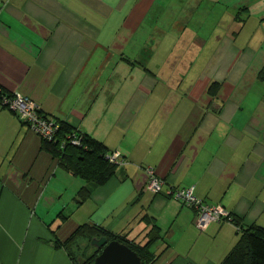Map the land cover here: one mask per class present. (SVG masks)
<instances>
[{"label":"crops","instance_id":"obj_1","mask_svg":"<svg viewBox=\"0 0 264 264\" xmlns=\"http://www.w3.org/2000/svg\"><path fill=\"white\" fill-rule=\"evenodd\" d=\"M0 1V88L122 160L79 202L86 182L0 106V264H75L55 240L85 223L138 244L155 224L151 264H220L243 229L264 227V30L253 45L211 41L176 18L149 20L156 0ZM147 167L164 189L192 186L241 227L199 229L192 208L145 188Z\"/></svg>","mask_w":264,"mask_h":264},{"label":"trees","instance_id":"obj_2","mask_svg":"<svg viewBox=\"0 0 264 264\" xmlns=\"http://www.w3.org/2000/svg\"><path fill=\"white\" fill-rule=\"evenodd\" d=\"M257 79L264 80V67L259 70ZM219 88L220 83L212 81L207 88V93L216 95ZM40 113L48 117L42 110ZM53 120L59 124L55 136L51 140L41 137V149L48 151L65 171L86 182V185L81 187L76 195L79 202L84 201L90 195V187L106 183L115 174L116 167L120 163L108 159L107 155L114 151L110 152L103 142L87 135L64 120ZM74 139L78 140V143H73ZM229 216L230 221L232 220L238 227H241L238 220L230 214ZM100 236H105L108 241L115 239L125 243L141 257L142 264H151L154 261L155 255L151 252L150 247L160 237L155 224L147 233L146 242L138 244L126 240L123 236H117L101 226L85 223L77 226L65 240L56 239L55 246H63L75 264H93L94 258L101 249H97L90 241L92 238ZM78 239H86L88 246L94 248L89 256L81 255L83 259L76 258L70 247ZM220 264H264V227L253 225L243 229L239 239Z\"/></svg>","mask_w":264,"mask_h":264},{"label":"rangeland","instance_id":"obj_3","mask_svg":"<svg viewBox=\"0 0 264 264\" xmlns=\"http://www.w3.org/2000/svg\"><path fill=\"white\" fill-rule=\"evenodd\" d=\"M156 3V8L149 14V20L160 17L157 22L164 24L166 19L168 22V18H176L178 23H188L186 33L212 36L211 41L216 35L235 34L236 43L253 45L259 33L264 30V24L256 23L255 19L259 11L264 12V0H156ZM229 3L238 4L231 7ZM237 14L240 20L234 18ZM211 44L214 46L215 43ZM70 247L74 256L80 259H83L81 255L87 257L94 250L88 246L86 239H78Z\"/></svg>","mask_w":264,"mask_h":264},{"label":"built area","instance_id":"obj_4","mask_svg":"<svg viewBox=\"0 0 264 264\" xmlns=\"http://www.w3.org/2000/svg\"><path fill=\"white\" fill-rule=\"evenodd\" d=\"M0 106L11 109L21 122L27 124L40 137L51 140L55 136L59 124L53 119L43 116L40 113V105L30 97L19 93L9 94L0 88ZM72 142L78 143V140L74 139ZM107 157L112 162H122L117 151L108 154ZM145 173L147 177L145 188L153 193L163 192L166 196L179 200L182 204L192 208L196 214L195 224L199 229H204L208 223L213 221L221 222L230 219L229 213L223 206L205 202L194 193L192 186H167L164 189V180L152 167H147Z\"/></svg>","mask_w":264,"mask_h":264},{"label":"water","instance_id":"obj_5","mask_svg":"<svg viewBox=\"0 0 264 264\" xmlns=\"http://www.w3.org/2000/svg\"><path fill=\"white\" fill-rule=\"evenodd\" d=\"M90 243L101 249L94 258L93 264H142L141 257L118 240L108 241L105 236H100L92 238Z\"/></svg>","mask_w":264,"mask_h":264}]
</instances>
